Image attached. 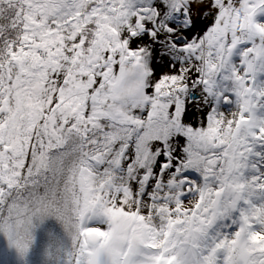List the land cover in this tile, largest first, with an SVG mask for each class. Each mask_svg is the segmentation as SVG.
<instances>
[{"label":"snow or ice","instance_id":"1","mask_svg":"<svg viewBox=\"0 0 264 264\" xmlns=\"http://www.w3.org/2000/svg\"><path fill=\"white\" fill-rule=\"evenodd\" d=\"M0 264H264V0H0Z\"/></svg>","mask_w":264,"mask_h":264}]
</instances>
